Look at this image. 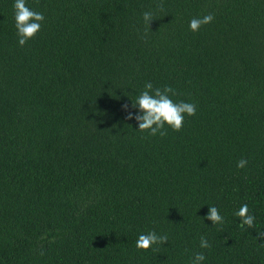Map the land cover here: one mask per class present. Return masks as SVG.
Instances as JSON below:
<instances>
[{
    "label": "trees",
    "instance_id": "16d2710c",
    "mask_svg": "<svg viewBox=\"0 0 264 264\" xmlns=\"http://www.w3.org/2000/svg\"><path fill=\"white\" fill-rule=\"evenodd\" d=\"M14 2L0 0V264H264V0H25L44 20L23 46ZM146 83L196 105L179 132L125 118ZM212 206L223 224L203 219ZM152 231L168 242L138 251Z\"/></svg>",
    "mask_w": 264,
    "mask_h": 264
},
{
    "label": "clouds",
    "instance_id": "9594fccd",
    "mask_svg": "<svg viewBox=\"0 0 264 264\" xmlns=\"http://www.w3.org/2000/svg\"><path fill=\"white\" fill-rule=\"evenodd\" d=\"M162 0L157 4V8L163 11ZM14 9V26L18 37V44L23 46L28 40L35 37L41 28V23L44 20V15L36 12L26 6L25 0H15L13 4ZM214 19L213 14L209 13L203 17L193 18L189 22V30L192 32L199 31L200 27L209 24ZM142 20L146 28L149 29V22L154 20V15L150 11L142 14ZM171 95H175L171 87L153 88L151 83H146L144 90L131 103L133 109H137V114L133 116L131 111H128L129 105H122V110L127 113L126 119H135L137 122V130L141 133H147L148 136H156L159 134L161 137L165 136L166 128H170L174 132H179L183 127L185 115L191 117L196 114V105L184 101L174 102ZM147 137L142 136L141 139ZM246 159H241L237 162L236 167L242 169L247 165ZM234 215L239 218L241 230L245 228L254 227L255 217L249 214L247 204H243ZM212 222V225L223 224L224 218L219 214V210L212 206L208 207L207 215L203 218ZM257 238H264V232L258 233ZM168 242L167 235H157L154 231L147 234H141L136 240V249L138 251H146L153 245H163ZM200 248H210L208 240L201 236ZM43 254V253H41ZM205 260V255L202 252L194 254L192 264H201Z\"/></svg>",
    "mask_w": 264,
    "mask_h": 264
}]
</instances>
